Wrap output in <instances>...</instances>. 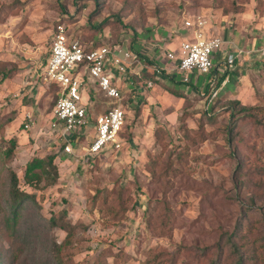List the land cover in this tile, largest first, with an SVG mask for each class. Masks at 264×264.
Masks as SVG:
<instances>
[{"label":"rangeland","instance_id":"obj_1","mask_svg":"<svg viewBox=\"0 0 264 264\" xmlns=\"http://www.w3.org/2000/svg\"><path fill=\"white\" fill-rule=\"evenodd\" d=\"M232 1L242 9L220 7L217 0H0V56L19 67L12 84L2 92L0 87V120L13 119L6 136L19 137L15 158L8 164L22 177L32 158L57 155V184L32 193L43 195L39 204L45 219L65 210L67 220L76 225L70 249L76 264H148L157 257V264H211L216 259L215 248L236 232L245 209L264 203V186L255 187L264 176L254 170L264 163V133L256 130L255 119L241 112L235 114V128L231 117L241 108L236 101L264 106V58L251 54L252 60L238 64L241 77L227 82L230 91L244 84L242 100H223L219 97L226 93L218 92L209 106L223 81L213 72L191 76L190 84L182 82V75H170L173 80L145 91L136 83L127 84L122 88L126 122L121 147L108 146L97 157L62 151V141L50 129L55 91L44 85L31 103L26 71L44 67L59 25L88 47L123 44L144 50L157 31L185 27L195 19L207 21L211 37L225 42L221 29L229 27L250 42L255 39V13L264 16V0H222L227 7ZM170 89L185 96L177 97ZM93 95L95 119L114 101ZM21 104L33 110L29 129L28 111H20ZM208 107L210 115L205 114ZM158 127L163 130L160 140L155 136ZM78 133L83 136L75 149L87 148L94 120ZM245 159L244 172L239 171ZM49 237L62 242L66 233L55 229ZM32 247H37L35 254L16 253L0 258V264L47 263L39 260L40 244ZM180 248L189 250L177 258ZM204 249L213 254L200 256Z\"/></svg>","mask_w":264,"mask_h":264},{"label":"built area","instance_id":"obj_2","mask_svg":"<svg viewBox=\"0 0 264 264\" xmlns=\"http://www.w3.org/2000/svg\"><path fill=\"white\" fill-rule=\"evenodd\" d=\"M206 25L204 19L186 21L188 35L178 51L166 52L163 65L150 66L144 65L142 52H135L123 44L87 47L78 38L70 37L66 26L59 25L46 65L36 74L31 73L30 79L36 77L43 85L57 86L50 129L58 134L66 153L75 155L78 152V156L92 157L106 151L108 146L121 147L120 137L126 122L122 88L130 83V75L139 77L140 71L144 70L150 71L158 79L178 74L182 75V82L190 84L192 74H210L215 68L214 56L222 49L224 41L220 37L209 36ZM260 52L264 55V50ZM226 65L228 69H234L237 59L228 58ZM146 86L152 88L153 81H148ZM88 90L114 101L95 119L84 98ZM217 93L218 90H215L210 103ZM201 94L204 96V93ZM26 119L28 123L25 129H29L33 117L27 114ZM91 120L95 122L92 141L87 148L82 146L76 150L77 140L73 138L89 127Z\"/></svg>","mask_w":264,"mask_h":264},{"label":"trees","instance_id":"obj_3","mask_svg":"<svg viewBox=\"0 0 264 264\" xmlns=\"http://www.w3.org/2000/svg\"><path fill=\"white\" fill-rule=\"evenodd\" d=\"M217 1L220 7L233 8L234 12L242 9L234 1H232L230 7H227V4L225 5L222 0ZM99 46L96 45L94 47ZM18 72L19 67L15 63L0 60V83L13 79ZM146 78L148 80L149 76L146 75ZM168 78L171 79L172 77L169 76ZM136 82L139 83L140 81L137 79ZM47 87L54 90L57 97V86L51 84ZM170 90L177 97L183 98L185 96V94L175 92L173 89ZM93 93L88 90L90 102L93 101ZM28 97L32 103L33 96L28 95ZM217 103H220L219 99L212 104V107ZM235 105L241 106V108L231 114L235 121L234 128L238 126L235 114L241 112L247 115L248 119H255L256 130H261L264 133V106H246L242 105L240 101H236ZM209 110L210 108L208 107L205 112L206 115H210ZM243 118L239 117V119ZM11 121V117H7L5 121L0 120V258H11L16 253L24 252H33L35 254L37 247L32 246L39 243V260L48 261L44 264H76L73 254L70 253L76 225L67 220L68 213L65 210L58 215L54 214L51 218L45 219L41 214L42 207L39 204V200H41L39 198H42L43 195L38 196L36 193H32V190L43 192L57 184L60 179L59 167L56 163L58 157L55 154H49L44 157L36 156L26 163L23 176H19L12 165L10 168L8 164V162L11 163L14 160L16 150L19 148V137L17 135L6 136L7 125ZM22 130H24V127ZM162 133L163 130L158 127L155 132L157 140H160ZM73 139L74 141L77 140L76 135ZM233 139L234 137H231L230 140ZM62 151L64 152V146ZM246 160L239 166V171L244 172ZM153 170L151 169V171ZM254 170L255 175L264 176V163L262 166H256ZM3 173L6 174L5 177L2 175ZM263 186L264 181L255 183L257 189H261ZM123 204L121 199V205L123 206ZM120 212H123V207ZM253 213H255V219L251 218ZM55 229H60L66 233V237L62 242L49 237L50 232ZM224 241V244H219L215 248L218 254L216 259H211V264H264V203L260 207L256 205L248 206L236 232L227 236ZM187 250L189 249L180 248L179 253L176 255L177 258ZM212 254L210 249H204L201 251L200 256L207 257ZM157 258H154L148 264L160 262ZM35 264H37L36 261Z\"/></svg>","mask_w":264,"mask_h":264},{"label":"crops","instance_id":"obj_4","mask_svg":"<svg viewBox=\"0 0 264 264\" xmlns=\"http://www.w3.org/2000/svg\"><path fill=\"white\" fill-rule=\"evenodd\" d=\"M216 31L217 30L215 29V32ZM221 34L225 35L226 40L224 42L222 49L214 56L215 68L211 71L214 73L216 78L223 79L222 83L220 84V87L217 90H218V92H222V93H226V94L221 95L219 98L223 99V100H229V98L231 96L233 98H237L238 100H242L243 99L242 95H243L244 88H245L244 84L241 83V84H238L237 86L234 85V87H235L234 90L230 91V90H228L227 82H230L231 78L236 79V78L241 77L240 74L242 73V71H237L240 69L238 64H239V62H242V61L246 62L248 60H252V59H250L251 54H255L259 58H264L263 57L264 55L261 54V52H260V50H264V16L263 15L261 16L259 14L256 15V13H255V39H252L250 42H248V40H243L242 36L240 37L239 34L232 31L231 29H229V27H223L221 29ZM187 35H188V31L183 25H181L178 28L176 26H172V27H170V29H163L162 31H157V34L152 39V41H153L152 44H149L148 46H150V47H148L147 49L140 50V51L134 50V51L135 52H142L144 54L143 55L144 57H142V61H143L144 65H148V66L153 65V64H155V65H157V64L161 65L162 64L163 65L165 63L164 54L168 51H178V49H179L178 46H180L179 42L181 43L182 40H184L185 36H187ZM172 37L175 39H171ZM229 39H230V41H229ZM178 40H179V42H178ZM1 57L2 56H0V60H4ZM230 57H235L237 59V66L234 69H228V67L226 65V61ZM48 58L46 59L45 63H43V66L46 65ZM7 60H9V59H7ZM10 62H13V61H10ZM36 71L39 72L38 69L35 70L33 68L26 71V77H27L26 83H25V84H27L26 90H28V95L33 96V101H34L33 104L35 103V100L37 99L38 95L41 93V89L44 87V85L36 77L32 80L30 79L31 73L36 74L37 73ZM210 74H208V75H210ZM146 75L149 76L148 80L146 78ZM140 76H141V78H139ZM140 76L138 77L136 75H130L129 76L130 77L129 78L130 83H128V84L131 85V83H132L133 84L132 86H134V84L136 83L135 85L136 86L139 85L138 87H142V84H145V86L142 87V88H144V91H145V89H152L156 85H159L158 83L160 81L166 82L168 80H173V76L171 79H169L168 77L158 79V78H156V76L153 73H151L150 71H147V70L140 71ZM191 76H195V75L192 74ZM16 77H18V76H15L13 79H8V80L4 81L3 83H0L1 92L3 91V89L5 90V88L9 84H12L11 82H13L14 79H16ZM137 79H138V81H140L139 83L136 82ZM148 81H153L154 86L152 88H147L146 83ZM156 81H159V82H156ZM238 83H239V81H238ZM126 85L127 84H125V86ZM97 94L100 95L101 93H97ZM101 96H103V95L101 94ZM87 103H88V107H90V105H91V108H92V101L90 102L88 95H87ZM208 104H210V102ZM22 106L23 107L22 108L20 107V109H19L20 111H22V109L27 108L24 105H22ZM31 106H33V105H31ZM28 109H26V111H28ZM32 111L33 110L26 112L25 118H26L27 114H31L33 117ZM99 114H101V113H99ZM99 114H97V115H99ZM53 117L54 116H53V112H52V117H51L52 121L54 119ZM26 121H27V119H26ZM12 122H13V119L10 123H12ZM32 123H33V119H32ZM8 125H7V129H8ZM80 136H83L82 133L76 135L77 140H79V138H81Z\"/></svg>","mask_w":264,"mask_h":264}]
</instances>
